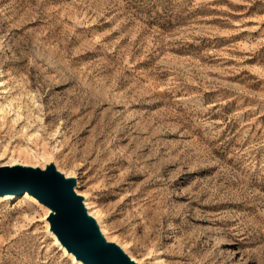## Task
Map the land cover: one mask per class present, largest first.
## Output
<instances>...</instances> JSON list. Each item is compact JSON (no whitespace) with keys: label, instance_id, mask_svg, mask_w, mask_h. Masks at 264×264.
Wrapping results in <instances>:
<instances>
[{"label":"rangeland","instance_id":"1","mask_svg":"<svg viewBox=\"0 0 264 264\" xmlns=\"http://www.w3.org/2000/svg\"><path fill=\"white\" fill-rule=\"evenodd\" d=\"M50 162L140 264H264V0H0V165ZM47 211L0 264H77Z\"/></svg>","mask_w":264,"mask_h":264},{"label":"water","instance_id":"2","mask_svg":"<svg viewBox=\"0 0 264 264\" xmlns=\"http://www.w3.org/2000/svg\"><path fill=\"white\" fill-rule=\"evenodd\" d=\"M76 186V177L67 176L55 162L45 168L20 163L0 165V197L28 194L49 209L50 232L77 261L140 264L120 244L106 237Z\"/></svg>","mask_w":264,"mask_h":264},{"label":"bare ground","instance_id":"3","mask_svg":"<svg viewBox=\"0 0 264 264\" xmlns=\"http://www.w3.org/2000/svg\"><path fill=\"white\" fill-rule=\"evenodd\" d=\"M28 195V194H27ZM15 196H17V195H6V196H3V197H0V199H2V198H4V200H8V199H15ZM29 197H30V199L32 200V201H37L33 196H31V195H28ZM34 199V200H33ZM86 199H88V202L86 203ZM85 204H86V206H87V208H88V210H89V212H90V214H92L93 216H97L96 215V213L93 211V206H92V202H91V200H89V198L88 197H85ZM48 213H49V209H48V211H47ZM48 213H47V215H48ZM97 218V217H96ZM99 221V220H98ZM100 223V222H99ZM100 226H101V229H102V231L104 232V234L106 235V237L109 239V240H112L110 237H109V235H108V231L105 229V227H104V224L103 223H101L100 224ZM49 232H50V230H49ZM51 234H52V236L55 238V241H56V243H57V245H59V247H61V249H63L66 253H67V255L68 256H70L72 259H74V261H75V263H77V264H83L81 261H77L76 260V258L74 257V255H72V254H69L68 252H67V250L58 242V240H57V238H56V236L52 233V232H50ZM134 258V257H133ZM145 262V261H144Z\"/></svg>","mask_w":264,"mask_h":264}]
</instances>
